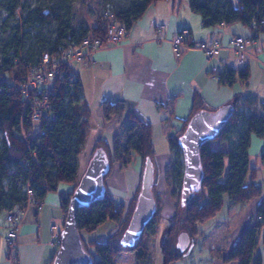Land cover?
<instances>
[{"label": "trees", "instance_id": "obj_1", "mask_svg": "<svg viewBox=\"0 0 264 264\" xmlns=\"http://www.w3.org/2000/svg\"><path fill=\"white\" fill-rule=\"evenodd\" d=\"M5 1L10 15H17L19 8L22 7V0ZM65 1L70 2L72 0ZM157 1L131 0L128 6L120 8L114 14L129 31L134 22L142 17L149 7ZM187 1L191 11L200 15L202 24L205 27L238 21L249 26L254 37H257L259 32L264 34V22H262V19H264V0ZM102 15L98 16L93 29L98 36L104 39L106 30L105 19ZM23 19L26 26H31L34 23L46 24L51 20V17L47 9L42 7V4H38ZM86 31L81 30V34L76 36L75 30L71 29V34L64 35L63 39L73 38L78 40ZM36 37L37 44L28 46L25 49L24 61L27 63L35 62L37 54V57H39L42 51H49L50 49L52 43L50 39L42 37L41 34H36ZM36 45H40V49L36 50ZM21 48L22 42L18 36H13L5 44V53L8 50H12V52L0 59V80L5 73L16 79L23 71V59H20ZM62 68L67 74L57 82L52 109L57 115L58 124L63 123L67 133L66 135L55 134L54 129L42 137L37 154H35L36 166L33 167L30 175L36 198L41 201L46 192L56 190L59 183L65 182L73 185L71 192L61 195V207L65 222L70 196L79 182L77 180L79 156L87 143L92 123L89 120L90 111L83 99V86L78 73L76 72L77 81L71 84L67 76L69 71L74 70L73 67L63 66ZM221 73L223 74L221 80L223 82L233 81L236 73L244 83H247L250 77L248 66L239 70L228 69ZM9 87L11 85L7 82L0 83V130L3 133V144L0 146V212L6 211V213L16 206L22 209L27 208V194L18 181L21 177L27 179L29 176V173L19 164L20 159L29 156L25 143L19 135L24 100L21 92L16 88H13L9 95H5L3 92ZM71 90L74 91V94H70ZM229 104L232 106L230 115L219 130L209 140L205 141L200 148L203 170L201 186L194 191L185 206L182 204L181 176H183V173L178 174L180 188L176 199L175 216L171 221V225L169 224L162 245L165 264L182 258L186 253V250L182 252L176 246L177 236L180 232H187L190 239L194 240L202 235V226L217 217L224 205L228 209L233 204L249 202L262 193V186L256 180L258 171L262 166L258 167L250 164L249 146L252 133L264 136V114L260 112V105L251 96L239 94ZM261 107L264 111V104ZM243 109H249V115L244 116ZM123 111L124 102L121 100H105L103 102V116L106 121L111 120L113 117L119 119ZM197 111L198 109L194 113ZM191 116L183 121L175 133L168 135L170 149L171 151L177 149V154H181L179 135L185 129ZM22 123L25 127L31 125L27 114L23 116ZM240 124L245 130L240 134L237 144L233 148H228L226 144L236 133ZM111 134L112 139L110 140L112 141H108L104 133L101 138L94 142L91 149L92 154L97 147H102L107 154L108 167L104 174V180H107L111 175L115 162H119L121 167H125L133 163L136 157H139V161L136 162L138 166L139 164L143 165L144 169L146 162L149 161L154 169L153 197L155 212L133 245L124 246L122 237L131 220L141 185L135 191L128 211L119 225L122 212L119 207L113 211L108 210V202L111 196L108 184H106L105 195L102 199L78 210L77 219L82 244L84 249L92 255V264H115L117 257L123 251H131L137 259H143L149 253L152 238L156 237L162 220L163 198L156 188L157 168L155 160L157 154L152 140V123L135 111H131L127 116L123 133L111 132ZM260 160L264 167V150L260 154ZM169 164L167 172L176 171L177 167L183 168L180 160L177 163L174 160L170 161ZM14 168L18 170L16 175L12 174ZM5 181H7V185ZM97 202L102 204L104 215L110 214L108 218L91 222L86 221L81 225L80 214L91 209L94 203ZM32 206L37 208V205ZM128 215L130 217L127 221ZM257 215L261 218L243 231L238 245L228 254H222L221 252L217 258L222 259L225 263L235 261L238 264H262L263 256L260 249L264 250V233L262 236L260 235L264 230V201L259 206ZM106 220H112L116 223V229L112 233L103 240L99 236L87 237L85 232L95 231ZM57 246L59 247V245ZM17 247L12 253L11 264H18ZM10 256L8 246V259ZM54 256L48 264H52Z\"/></svg>", "mask_w": 264, "mask_h": 264}, {"label": "crops", "instance_id": "obj_2", "mask_svg": "<svg viewBox=\"0 0 264 264\" xmlns=\"http://www.w3.org/2000/svg\"><path fill=\"white\" fill-rule=\"evenodd\" d=\"M186 27L190 28L194 41L217 37L222 46L219 54L210 58L203 51L193 48L177 56L172 39ZM233 34L249 36L253 32L249 26L238 21L205 27L200 15L191 11L187 0H158L134 22L119 44L99 48L93 53L92 62L74 61L72 67L78 73L83 86V99L90 111V122L93 114L97 117V124H92L83 155L80 156V168L85 170L89 160L86 162L85 156L88 157L94 142L108 131L103 116L105 100L123 101L122 117L127 118L131 111H135L152 123L156 163L160 162V157L167 158L172 154L171 149L162 147L165 136L168 140V135L175 133L196 109L216 110L233 101L239 94L251 96L257 104H264L262 32H259L255 39L253 54L248 64L250 77L247 83L242 82L237 73L231 82L219 81L213 77L214 67L220 72L242 68L229 47ZM260 112L262 113L261 108ZM115 118L114 127L119 122L118 118ZM158 141L162 143L159 147ZM263 150L264 136L252 133L249 146L252 166H263L260 160ZM253 157H256L255 164L251 162ZM133 166L130 178H134L135 171L139 169L136 165ZM127 180L129 178L124 174L125 186L122 189L133 191L135 185L127 187V184L131 183V180ZM72 189V184L61 182L56 190L46 192L41 208L28 206L23 209L22 225L17 238L18 264H48L51 261L58 247L52 242L56 238L54 234H59L64 225L61 195L71 192ZM254 199L242 204H233L228 209L224 205L217 217L202 226L203 233L198 236L201 238L191 240L185 255L169 264H225L221 259L218 260L217 256L221 252L230 253L238 245L243 231L264 201ZM112 228L108 230L109 233L116 229V225ZM7 232L8 225L4 216L0 223V264H11L5 239ZM161 234L158 229L156 237L152 238L149 253L143 259H137L134 253L130 252L127 257L117 259V262L133 264L132 261H135V264H139V261H145L143 264H165ZM220 239L223 240L222 246L219 245L221 249L217 247ZM159 242L160 249H157ZM193 242L195 247L202 244L197 256L195 250L190 251ZM260 252L264 264V250L260 249Z\"/></svg>", "mask_w": 264, "mask_h": 264}, {"label": "rangeland", "instance_id": "obj_3", "mask_svg": "<svg viewBox=\"0 0 264 264\" xmlns=\"http://www.w3.org/2000/svg\"><path fill=\"white\" fill-rule=\"evenodd\" d=\"M131 0H72L70 2H66L65 0H22V7L19 8L18 14L15 16H11L5 0H0V59L7 54H10L12 50H8L5 53V44L11 40L13 36H18L22 42V48L20 51V57L24 60L26 51L25 49L28 46L37 44V37L36 34H41L42 37L48 38L51 40V46L49 51L55 53L59 50V48L65 43L64 42V35L71 34V29L75 30V35L78 36L81 34V30L84 32L93 27L96 24V20L98 16L102 15L104 12H112L115 13L120 8L128 6ZM42 4V7L47 9L48 14L51 17V20L46 24H39L34 23L31 26H26L24 24V16L27 15L29 12L35 8L36 5ZM24 12V13H23ZM40 49V45H36V50ZM38 54L36 55V58ZM33 63V62H31ZM259 101V100H258ZM260 103V102H259ZM260 108L262 109L261 105L259 104ZM244 116L249 115V109H243ZM262 113L264 111L262 109ZM119 122L115 126L116 118L113 117L110 121H106L107 130L105 132V138L108 141H112V134L113 133H120L122 134L125 130L126 124V116L122 117L119 116ZM91 123L97 124V117L95 114L92 115ZM103 121V120H102ZM124 124V125H123ZM127 128V127H126ZM112 130V131H111ZM243 126L240 124L236 133L232 136L231 140L226 144L228 148H233L238 140L241 133L244 132ZM55 134L66 135L67 131L63 123L57 125L54 130ZM167 139V136H165ZM164 139V143L157 142V147L162 144V147H167L170 149L169 141ZM88 140V139H87ZM3 144V133L0 130V146ZM216 145V143H215ZM216 147H218L216 145ZM181 154H177V149L172 151L170 156L160 157V162H155L157 172H156V188L159 195L163 198V208H162V220L159 224L158 229H160L162 245L164 243V237L167 234V229L171 225V221L175 216V208H176V199L179 193L180 188V177L179 173H183V168H178L176 171H169L167 172V168L170 161H175L176 163L180 160L183 164V155L182 151L180 150ZM83 155V154H81ZM90 156V154H89ZM256 157H253L251 162L255 164ZM89 159V158H88ZM82 160V158H81ZM84 160V156H83ZM85 161L87 162V158L85 156ZM139 161V157H136L135 161L125 167H121L119 162H115L113 165L112 173L108 178V187L110 191L111 199L109 200V208L108 210H114L115 208H120L122 215L119 221V225L123 221L127 211L130 201L132 200L135 191H137L141 185V177L143 171V165H137ZM136 165L139 167L137 171H135V180L134 178H130V172H133L134 166ZM124 174L126 175L127 179L131 180V183L127 184V187L134 186L135 189L133 191L124 190L125 182H124ZM182 177V176H181ZM127 180V182L129 181ZM257 183L262 185L263 192L260 196L256 197L254 200H264V167L259 169L258 175L256 177ZM7 185V181H5ZM102 204L94 203L93 207L89 210H85L80 214V222L81 225L91 221H97L101 219H107L110 214H103ZM226 211V210H225ZM6 216V211L0 212V223L3 217ZM224 217V215H222ZM257 211L251 218L250 224L257 221ZM130 216H127V221ZM170 222V223H169ZM127 224V223H126ZM170 224V225H169ZM249 224V225H250ZM116 223L112 220H106L105 222L101 223L98 228L93 232H85L87 237H95L99 236L101 240L105 239L110 233L108 232L109 229H113L112 227L115 226ZM126 226V225H125ZM183 230V229H182ZM123 231V229H122ZM160 237V234H159ZM158 237V240H159ZM201 238V237H198ZM197 240V239H196ZM195 241V240H193ZM223 240L220 239L218 242L217 247L221 249ZM221 244V246H219ZM224 245V244H223ZM202 248V244L200 243L198 247H195V243L193 242L190 248V251H194L195 256L200 253V249ZM160 249V242L159 247ZM160 251V250H158ZM131 251H123L117 259L122 258V256L130 255ZM143 262H138L139 264H143ZM133 264L137 263L132 261ZM229 264V262H226ZM225 263V264H226ZM115 264H122V262H115ZM218 264V263H217Z\"/></svg>", "mask_w": 264, "mask_h": 264}, {"label": "built area", "instance_id": "obj_4", "mask_svg": "<svg viewBox=\"0 0 264 264\" xmlns=\"http://www.w3.org/2000/svg\"><path fill=\"white\" fill-rule=\"evenodd\" d=\"M102 16L105 19L106 30L104 39L94 32L93 27H90L78 40L73 38L65 39V43L55 53L44 50L33 63H27L22 60L23 71L16 79L10 74L5 73L0 80V83L7 82L11 85V87L4 90L3 93L5 95H9L11 90L16 88L21 92L24 100L19 135L25 143L29 156L20 159L19 164L29 173V176L27 179L21 177L18 182L27 194L28 200L26 207L37 205V208H41L43 205V200L41 201L36 198L35 189L31 184L30 173L33 167L36 166L35 154H37L42 137L54 130L58 124L57 115L52 108L57 82L67 74L62 67H72L74 61L92 62V55L96 50L102 47L119 44L122 37L128 33L125 25L119 22L114 13L104 12ZM262 22H264V19H262ZM255 39L256 37L253 35L233 34L229 40V47L234 52L242 67H247L250 62ZM172 44L177 56H180L186 50L197 48L203 51L207 57L211 58L217 56L222 48L219 39L214 36L207 40L194 41L191 38V30L187 27L181 29L173 37ZM20 59L22 58L20 57ZM212 74L213 77L219 81L223 79V74L216 67L212 69ZM67 77L71 84L76 82L78 78L74 70L69 71ZM70 94H74V91L71 90ZM25 114L28 115L31 122V125L28 127H25L22 123ZM90 153L91 149L89 154ZM80 156L78 181L83 172V169L80 168ZM88 158L89 155L87 160ZM17 173L18 170L14 168L12 174L16 175ZM22 213L23 209L16 206L8 211L5 216V221L8 225L6 241L11 254L9 257L10 261H12V253L17 247V238L22 225ZM256 217L257 220L261 218V216L258 215ZM51 229L54 231V226H52ZM263 233L264 230L261 232L260 236H262ZM54 235H56V238L52 242L59 245L61 243L60 233H55ZM218 260H220V258H218ZM221 261L224 263L222 259ZM236 264L238 263L236 262Z\"/></svg>", "mask_w": 264, "mask_h": 264}, {"label": "water", "instance_id": "obj_5", "mask_svg": "<svg viewBox=\"0 0 264 264\" xmlns=\"http://www.w3.org/2000/svg\"><path fill=\"white\" fill-rule=\"evenodd\" d=\"M232 111L227 103L216 110H199L188 121L179 135V143L183 155L182 204L185 206L195 190L201 186L203 170L201 166L200 148L221 127ZM108 167L107 154L102 147H97L91 154L80 180L73 190L67 208L66 219L60 232L61 243L56 251L52 264H92L93 257L82 244L78 227V210L102 199L105 195L104 174ZM154 169L149 161L143 169L141 187L131 220L122 237L124 246H131L139 238L146 224L155 212L153 197ZM191 239L187 232L178 234L176 246L185 251Z\"/></svg>", "mask_w": 264, "mask_h": 264}, {"label": "flooded vegetation", "instance_id": "obj_6", "mask_svg": "<svg viewBox=\"0 0 264 264\" xmlns=\"http://www.w3.org/2000/svg\"><path fill=\"white\" fill-rule=\"evenodd\" d=\"M128 225H129V223H128ZM128 225H127V227H128Z\"/></svg>", "mask_w": 264, "mask_h": 264}]
</instances>
